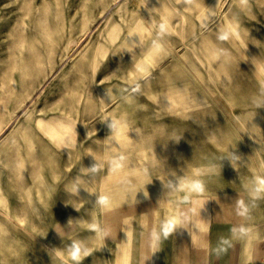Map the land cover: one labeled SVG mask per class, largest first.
Wrapping results in <instances>:
<instances>
[{
	"label": "rangeland",
	"instance_id": "rangeland-1",
	"mask_svg": "<svg viewBox=\"0 0 264 264\" xmlns=\"http://www.w3.org/2000/svg\"><path fill=\"white\" fill-rule=\"evenodd\" d=\"M262 180L264 0H0V264L263 250Z\"/></svg>",
	"mask_w": 264,
	"mask_h": 264
},
{
	"label": "crops",
	"instance_id": "crops-1",
	"mask_svg": "<svg viewBox=\"0 0 264 264\" xmlns=\"http://www.w3.org/2000/svg\"><path fill=\"white\" fill-rule=\"evenodd\" d=\"M55 134H56V136L58 138H61V139H63L64 136H65L61 131L55 132ZM235 247L236 248H233L231 253H229L230 256L227 257V259L224 260L222 258L223 256L222 257H218L217 256L216 259L214 260L215 262H212V263L217 264L216 262L238 261L239 264H240L241 263L240 261L264 259V247H263V250H261L260 247L252 246V248H248L247 249L248 253L240 245L239 246H235ZM190 253H191V251H190ZM188 264H193L191 256L189 257ZM196 264H200L198 262V260H197ZM221 264H223V263H221Z\"/></svg>",
	"mask_w": 264,
	"mask_h": 264
},
{
	"label": "clouds",
	"instance_id": "clouds-1",
	"mask_svg": "<svg viewBox=\"0 0 264 264\" xmlns=\"http://www.w3.org/2000/svg\"><path fill=\"white\" fill-rule=\"evenodd\" d=\"M114 129H117V134L119 135L120 139L123 140L125 139L124 137V133L127 131L126 127H122L120 126L119 124H113L112 126ZM65 135H67L68 137H71L73 135V129L71 128V126H66L65 127ZM116 167L119 168L121 167V165H119L118 163L116 164ZM93 171H95V167L93 168ZM260 184L262 187H264V180L260 181ZM197 187H200L199 185H197ZM260 189H257V191H259ZM101 204H107L108 201L106 198H102L101 201H100ZM176 222L173 221V224H175ZM171 230V226H169L168 228L165 229V235L167 236L169 234ZM241 231H245L244 229H241ZM223 243H227V241H224ZM80 250L77 248V249H74V253L75 252H79Z\"/></svg>",
	"mask_w": 264,
	"mask_h": 264
},
{
	"label": "bare ground",
	"instance_id": "bare-ground-1",
	"mask_svg": "<svg viewBox=\"0 0 264 264\" xmlns=\"http://www.w3.org/2000/svg\"><path fill=\"white\" fill-rule=\"evenodd\" d=\"M121 251L117 257L116 264H131L132 251L129 249L127 243H121L119 245Z\"/></svg>",
	"mask_w": 264,
	"mask_h": 264
}]
</instances>
